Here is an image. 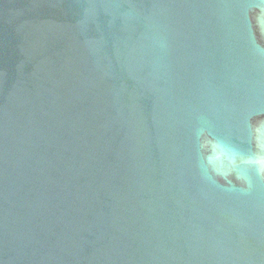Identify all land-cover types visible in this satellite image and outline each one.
I'll return each instance as SVG.
<instances>
[{
    "label": "water",
    "instance_id": "95a60500",
    "mask_svg": "<svg viewBox=\"0 0 264 264\" xmlns=\"http://www.w3.org/2000/svg\"><path fill=\"white\" fill-rule=\"evenodd\" d=\"M0 264H264V0H0Z\"/></svg>",
    "mask_w": 264,
    "mask_h": 264
}]
</instances>
